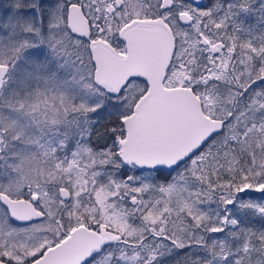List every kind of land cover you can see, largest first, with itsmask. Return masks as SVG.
Wrapping results in <instances>:
<instances>
[{
  "label": "snow or ice",
  "instance_id": "obj_1",
  "mask_svg": "<svg viewBox=\"0 0 264 264\" xmlns=\"http://www.w3.org/2000/svg\"><path fill=\"white\" fill-rule=\"evenodd\" d=\"M0 264H264V0H0Z\"/></svg>",
  "mask_w": 264,
  "mask_h": 264
}]
</instances>
